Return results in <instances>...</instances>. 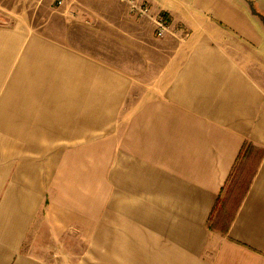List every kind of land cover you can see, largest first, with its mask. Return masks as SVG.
<instances>
[{"label": "crops", "instance_id": "0c3cea01", "mask_svg": "<svg viewBox=\"0 0 264 264\" xmlns=\"http://www.w3.org/2000/svg\"><path fill=\"white\" fill-rule=\"evenodd\" d=\"M144 1L171 32L115 0L96 53L0 27V264H69L27 249L42 219L51 239L107 225L109 264L132 240L142 264H264V154L212 224L244 145L264 149V1Z\"/></svg>", "mask_w": 264, "mask_h": 264}, {"label": "rangeland", "instance_id": "374dc122", "mask_svg": "<svg viewBox=\"0 0 264 264\" xmlns=\"http://www.w3.org/2000/svg\"><path fill=\"white\" fill-rule=\"evenodd\" d=\"M114 1L63 0V4L60 5L58 0H0V27L12 28L19 25L22 29L28 28L37 33H41L46 25L51 26L54 31L64 29L68 37L84 42L85 51L96 53V40H99L98 34H101L96 28L108 25L105 19H109L107 13L111 10ZM96 11L104 14H98ZM147 18L151 21L149 17ZM153 31L156 36L155 30ZM121 35L124 36V31H121ZM105 37L108 38L107 35ZM252 66V69L258 68V74L264 79V70H261L264 68V60L259 55ZM91 139L92 137L86 138V141ZM263 151L262 148L251 147L238 162L212 218L214 227L224 229L228 225L250 184ZM85 226L84 232L79 226H74L70 231L64 232L62 238L51 239L42 219L27 249L36 251L45 259L59 263H114V259L110 260L108 253L111 239L108 236L107 225L96 227V223H93ZM134 243L136 240H132L128 248L130 264H142L139 246ZM113 244L116 249V242L114 241Z\"/></svg>", "mask_w": 264, "mask_h": 264}, {"label": "built area", "instance_id": "2783aa9c", "mask_svg": "<svg viewBox=\"0 0 264 264\" xmlns=\"http://www.w3.org/2000/svg\"><path fill=\"white\" fill-rule=\"evenodd\" d=\"M126 4L128 12L131 15L149 17L155 26V33L158 38H164L171 32L170 24L163 13L153 14L149 3L144 0H120ZM60 5L63 4V0H58Z\"/></svg>", "mask_w": 264, "mask_h": 264}, {"label": "flooded vegetation", "instance_id": "af4514ba", "mask_svg": "<svg viewBox=\"0 0 264 264\" xmlns=\"http://www.w3.org/2000/svg\"><path fill=\"white\" fill-rule=\"evenodd\" d=\"M251 2H249L248 0H243V2L245 3L247 9L252 13L256 14V11L253 9L252 7V0H250ZM257 15V14H256ZM259 18V16H257ZM262 23L264 24V18H259Z\"/></svg>", "mask_w": 264, "mask_h": 264}, {"label": "trees", "instance_id": "16d2710c", "mask_svg": "<svg viewBox=\"0 0 264 264\" xmlns=\"http://www.w3.org/2000/svg\"><path fill=\"white\" fill-rule=\"evenodd\" d=\"M252 147V149L253 148H256L255 146H251L250 144H248V143H246L245 145H244V147H243V149H242V151H241V153H240V157H239V161L243 158V156H244V154H246L247 153V151L250 149ZM263 154H264V151H263ZM238 161V162H239Z\"/></svg>", "mask_w": 264, "mask_h": 264}]
</instances>
